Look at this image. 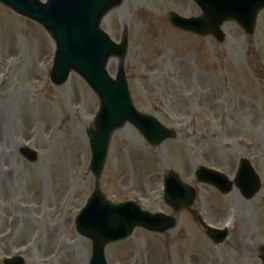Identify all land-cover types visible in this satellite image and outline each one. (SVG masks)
<instances>
[{
	"label": "rangeland",
	"instance_id": "1",
	"mask_svg": "<svg viewBox=\"0 0 264 264\" xmlns=\"http://www.w3.org/2000/svg\"><path fill=\"white\" fill-rule=\"evenodd\" d=\"M171 12L201 15L192 0H126L102 23L118 44L128 29L125 68L137 109L178 134L151 147L132 125L121 128L99 183L111 202L173 216L163 177L174 170L196 190L193 209L228 235L214 244L182 210L164 234L136 229L127 242L108 246L107 263L262 264L264 11L253 36L226 23L224 44L176 30ZM54 45L41 26L0 4V264L16 256L26 264H90L93 256L92 242L74 224L95 190L87 133L99 101L75 73L64 86L52 84ZM118 68L117 59L108 64L114 79ZM24 146L39 162L20 155ZM243 159L263 184L249 201L238 190L224 196L196 180L198 168L208 167L234 181ZM239 203L247 205L244 228L237 223Z\"/></svg>",
	"mask_w": 264,
	"mask_h": 264
},
{
	"label": "water",
	"instance_id": "2",
	"mask_svg": "<svg viewBox=\"0 0 264 264\" xmlns=\"http://www.w3.org/2000/svg\"><path fill=\"white\" fill-rule=\"evenodd\" d=\"M124 0H0L22 16L41 23L57 43V57L52 73L54 84L64 85L71 71L85 78L97 94L101 109L97 115L95 129L89 137L93 152L92 170L96 177V191L86 208L77 218V231L94 244L91 264H107L105 248L128 239L136 227H144L158 233L166 232L175 225L174 218L144 213L134 204L113 205L107 202L100 190V177L108 157L110 140L114 131L127 122L133 124L143 137L153 146H160L165 140L174 139L175 133L167 130L152 116L138 113L129 97L123 69L118 80L112 81L105 70L110 57L124 58L127 40L119 47L100 29L101 21L108 11L119 6ZM203 15L190 20L171 16V23L179 30L199 36L214 35L224 43L221 30L228 21L237 22L248 35L254 34L257 15L264 8V0H194ZM22 154L31 161L36 155L28 150ZM197 179L215 185L222 193L229 194L233 185L224 176L201 168ZM260 179L247 161H242L241 175L237 186L246 199H251L261 191ZM166 202L176 212L190 208L195 201L193 188L184 185L173 172L166 177ZM211 239L222 242L226 232L207 231ZM264 264V256L261 258ZM5 264H23L22 259L7 260Z\"/></svg>",
	"mask_w": 264,
	"mask_h": 264
},
{
	"label": "bare ground",
	"instance_id": "3",
	"mask_svg": "<svg viewBox=\"0 0 264 264\" xmlns=\"http://www.w3.org/2000/svg\"><path fill=\"white\" fill-rule=\"evenodd\" d=\"M11 57H8L7 60H9ZM238 210L240 211L239 212V219H237V223H239L240 227L244 228V226H246V222H248V217L246 215V208H247V205L244 204V203H239V206H237ZM245 246L241 247L244 249Z\"/></svg>",
	"mask_w": 264,
	"mask_h": 264
}]
</instances>
